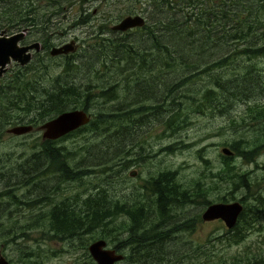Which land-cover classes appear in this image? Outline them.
Instances as JSON below:
<instances>
[{
    "label": "trees",
    "instance_id": "16d2710c",
    "mask_svg": "<svg viewBox=\"0 0 264 264\" xmlns=\"http://www.w3.org/2000/svg\"><path fill=\"white\" fill-rule=\"evenodd\" d=\"M83 2L84 0H0V32H38L40 38L37 42L42 44L44 50L43 55H36L28 65L16 66V70L0 78V136L9 126L41 125L62 112L83 110L91 117L89 124L62 139L82 133L83 137L86 133L108 134L103 143L108 138V142L114 141L117 144L118 132L120 133L123 127L131 138V130L140 127L147 112L152 110L156 114L157 122L165 118L164 132L174 136L189 126V113L208 111L211 117L228 116L232 110L242 105L245 107L242 117L236 121L232 120L231 127L241 126L249 118L253 122L257 121L258 136L246 142L250 147H261L264 143V139L261 140L264 136V104L261 103V98H264V0H145L146 8H155L157 15L169 19L164 21L163 17H154V20L148 16L150 25H146L145 21L143 28L135 29L140 35L139 40L117 38L118 31L109 28L110 24L122 17L134 15L139 2L142 6V0H125L127 5L118 14L107 16L105 23L98 27L99 31L87 33L97 38L95 42L76 50L57 64L55 62L60 58L50 57L48 53L56 45L54 39L65 35L56 33L57 20L69 7L77 4L81 13L78 19L84 17L82 23L88 24L92 15L84 10ZM189 57H196L197 60L188 61ZM238 58L242 60V64ZM259 61H262V66L258 65ZM228 69L231 73H227ZM164 73L165 79L162 80L159 75ZM170 73H173L172 83L168 79ZM150 79L153 81L152 85L157 83L159 86L158 97L154 95L156 89L149 93L151 96L144 94L146 88H149L147 81ZM119 90L133 91V98L120 99ZM160 92L162 94H159ZM182 100L187 102V107L182 106ZM149 101L151 105L147 106ZM62 143H58V140H43L41 148L37 146L39 149L24 161L21 166L23 172H18L22 178L20 186L27 188L25 195L16 197V187L9 188L7 193L2 191L16 209L26 206L30 216L34 209L40 208V205H37L40 198L52 201L51 197L56 188L48 196L39 197L34 193L43 187V182H51V176L56 180V187L64 182L79 180L87 174L91 165L84 166L77 162L70 166L67 155L71 156L72 153L66 152ZM95 144L97 142L85 149L87 154L94 158L95 164H98L102 155L98 151L91 152L96 150ZM224 146H228L232 153L237 150L235 144ZM251 152L244 151L242 154L246 156ZM220 159L221 167L208 174L210 184L203 182L206 177L205 170L201 173L202 180L190 179L186 184L176 182L177 173L174 171L161 175L158 180L164 175L165 178L172 179V195L175 197L178 193H183L196 198L198 195L208 196L218 189V183H223L228 186V195L218 197L217 203H228V196H232L238 189L242 190L245 194V198L239 201L243 207L242 213L236 225L227 231L231 234L227 239L229 245L238 244L243 239L241 229L249 225L251 217L255 216L246 197L255 198L253 202L257 208L262 206L261 198L256 195L264 193V177L249 181L242 173L236 171L233 165L234 155L225 156L221 153ZM202 161L209 166L208 161ZM43 162L46 163L47 174L45 170L42 173ZM50 166H54V169ZM8 173L7 179L10 180L13 175L10 171L6 175ZM71 177L74 179L68 181ZM12 189L15 191H11ZM66 199L71 201L73 197ZM107 201L110 199L101 193L97 197L74 201L75 205H65V202H61L58 206L59 204L52 203L55 208L49 207L48 212H39V215H43L40 216L41 224L45 222L43 227L51 228L48 229L50 240L63 241L64 245L65 239L79 235L83 242L73 245L72 248L67 245L66 247L71 248L69 253L81 250L85 254L86 259L82 264H95L88 256L89 242L97 239L106 241L113 231L119 240L115 238L116 243L112 248L118 254L123 253L124 259L130 261V264H139L140 256L144 260L151 259L153 255H156V261L167 259L164 264H183L177 261V258L164 257L161 249L176 243L174 234L182 231L181 228L188 230L191 227L189 223L193 224V220L175 224L176 231H173V236L171 231L160 232L145 228L140 233L141 229L137 227L139 216L134 213L145 217L144 211L133 209L131 206L128 212H123L117 199H111V205L106 203ZM89 204L93 206L90 207ZM209 205L206 200L205 206ZM163 208L159 203L158 216L166 220L167 215ZM121 214L130 217L133 223V226L123 230L128 232L127 237L121 233L123 226L105 231L111 221L117 220ZM258 215L260 212L256 213V216ZM1 217V240L14 245L21 237L24 238L21 228L28 222L25 216L22 217L25 223H21L19 216H16L9 226L1 222ZM195 219L196 222L202 221L200 215H196ZM88 226L92 229L88 230ZM36 229L40 227L36 226L31 230ZM117 229H120V232H117ZM45 236L43 234L42 240L48 239ZM14 246L17 257L15 260L3 256L10 264H45L49 260L39 259L33 249L24 252L20 245ZM185 247L181 244L177 252L184 251ZM183 254L184 252L181 256ZM261 257V253H256L252 257L254 259H244L242 262L235 259H228V262L226 259H212V262L264 264ZM142 260L140 261L146 264Z\"/></svg>",
    "mask_w": 264,
    "mask_h": 264
},
{
    "label": "rangeland",
    "instance_id": "374dc122",
    "mask_svg": "<svg viewBox=\"0 0 264 264\" xmlns=\"http://www.w3.org/2000/svg\"><path fill=\"white\" fill-rule=\"evenodd\" d=\"M119 1L121 2L118 3L116 0H84L82 7L86 12H90L92 15V20H90L88 24L82 23L85 19L84 17L78 19V17L81 16V13L77 4L73 7H69L67 12L64 13V15L59 18V20H57L58 24L55 27L58 28V30L56 33H65V35H63L60 39H54V43H56L55 46L74 40L77 44L76 50H81L85 45L95 42L97 38L95 36L91 37L87 33L91 31H99L100 28L98 27L105 23L104 19L107 16L118 14L120 10H122L127 5L125 0ZM78 4L80 3L78 2ZM136 10L137 12L135 14H140L145 18L146 25H150L148 16H150L152 19H154V17H163L164 21L169 19L166 16L157 15V10L155 8H146L145 0H142V6L140 2L136 5ZM141 13H144V15ZM114 23L110 24L109 28L114 25ZM27 35V41H39L40 36L38 32H33L32 34ZM116 35L117 38H126L130 40L140 39V35L136 32V30L129 31L124 34L119 33ZM63 60L64 58L57 59L55 63L58 64L63 62ZM187 60L196 61L197 58L189 57ZM238 60L242 64V60H240V58H238ZM52 63H54V61ZM245 65H247V63H245ZM258 65L262 66V61H259ZM16 69V66H13V64L10 65L6 75H9L13 70ZM227 73H231V71L228 69ZM159 76L162 80L165 79V73ZM168 79L169 82L172 83L174 80L173 73L169 74ZM199 84L202 85L203 83L199 82ZM155 85L157 86V83H155ZM158 88L159 86H157V88H146L144 94L148 95L151 91H153V89H156L154 90L156 93L154 95L158 97ZM120 91L121 90H119V95L121 99L123 98V94H121L122 92ZM93 93H95V91H93ZM159 94H162V92ZM149 95L151 96V94ZM261 99L263 100L261 103L264 104V98ZM182 103V106L185 105V107H187L186 101L182 100ZM146 104L149 106L151 105V102L149 101ZM244 110L245 107L240 105L236 107V109L232 110L228 116L221 117H211L208 111H204L203 113H189V126L174 136H169L167 133L163 134V122L165 118H163L161 122H157V119L155 118V112L153 110L149 111L147 112L148 118L144 119V121H147L149 124L145 128L142 127V129L139 131L140 133L138 132L136 139L139 147L137 146L134 152L138 153V149H141L140 146H142L143 149L147 151L148 145L151 143L152 152H158L161 154H159L160 156H156V160L153 161L151 165L154 164L155 166H158V161H161L162 164L166 165V167L169 169L168 171H174L177 173L176 182L178 184H186L190 179L199 178L202 180L201 173L204 170L206 177L203 179V182L210 184L211 180L208 175L209 172H214L221 167V149L223 147L230 149L228 146H224L225 144H235L237 150L233 152L235 157L233 160V165L236 171L242 173L249 181H254L255 179L260 180L262 176L264 177V143L259 148H253L248 145V142H246L254 140L255 137L258 136L259 127L257 126V121L253 122L251 121V118H249L241 126L234 128L231 127V121L240 119ZM10 127L13 126H9L7 129ZM38 127L39 125H34L33 130L30 133L22 136H12L6 132L0 136V190L5 188L9 190V188L16 187V191L14 189L11 191H15V195L18 198H21L23 195H25V191L27 189L20 186L22 178L20 172L18 171H22L21 166L24 164V161L30 157L31 153L37 151L39 147L41 148L43 141L42 132L38 130ZM84 135L85 136L83 137L82 133L75 137L73 136L58 140V143L63 142L62 145L65 146L66 152L72 153L70 154L71 156L67 155L70 166H73L77 162H81V165L84 166L91 165L87 171V174L81 178L83 184L81 183L79 185L75 182L73 187L69 188V191L61 192L64 188L60 190L57 189L53 195L54 197H51L52 201L46 200V209L45 205L43 204V198H40V202L37 203V205H40V208L34 209L32 215L29 216L28 214H30V211L28 210V207L21 206L19 209H16L15 205H12L10 198L0 191V216H2L1 222H3L6 226H9L10 221L15 219L16 216H19L21 223H25V220L22 218L23 216H25L28 221L23 229L21 228V231L24 232V238L21 237V239L17 241L18 243L14 245H20L22 251L24 252H30L32 249L35 250V253L38 254L39 259H49L45 264H82L86 259V256L84 257V254L80 251L69 253V249H71L73 245H78L83 242L79 235L70 237L71 239H65L66 245L71 246V248L66 247L63 241L50 240V231L48 229L51 228L43 227L45 222L41 224L40 216L43 215H39V212H48V208H52V203L55 205L65 202L66 198L64 195H69L68 198L73 197L74 192L79 191L81 186L89 187L90 191H92L90 193L92 196L90 197H97L106 191L107 194L110 195L108 199H117L121 201L120 199L127 198L126 200L124 199L125 201H121V203H128V201L132 200V195L129 192L135 193L140 191L144 179L147 178V172L154 170L153 168H150V164L145 162L142 163L141 166L133 165L132 167L126 169L124 173H120V168L117 166L119 161V150L121 149V141L119 142V132L117 144H115L114 141L108 142V140H110L108 138L105 141L106 143H103L108 134L96 135L92 133H86ZM165 135H168V137ZM263 139L264 136H262L261 140ZM96 142L97 144L95 145H97V148L96 150H91V152L98 151L102 155V160L98 164H95L96 161L93 157L87 154V149H85L89 145ZM165 146H168V149L170 150L169 155H165L160 152V150ZM247 147H250V149H247ZM244 151L252 152L244 156L242 154ZM146 153L147 152H144V154ZM202 160L208 161L209 166H207ZM103 163L105 164L103 165ZM50 167L54 169V166ZM42 168V173L45 170V174H47L45 162H43ZM16 170L17 172H15ZM9 171L13 175L10 180L7 179L9 173L6 175ZM130 172H135V175L129 176ZM50 178L51 182L45 181V194L43 187L37 189V191L34 192L38 194L39 197L45 195L48 196L51 192L47 188H50L49 186L51 185H55L56 180L54 179V176H51ZM217 187L218 189L213 190L211 194L208 196L206 195L205 197L201 195H198L197 198L194 196L189 197L188 194L178 193L176 197H173H182L180 199L181 202L179 201V204H181L179 207L171 208L170 213L167 215V218H174L172 224H168V226L164 228L156 229L154 228L155 225L162 224L159 220L160 217L156 214L149 218V215L145 213V217L148 219L144 221L142 220L143 222L141 221L144 227L141 229L140 233L143 232L144 228L147 226L148 228L145 229L153 228L154 230L160 232L171 231V236H173V231H176V229L174 230L175 224L193 220V224L189 223L191 227L188 230L181 228L182 231L174 234L176 243L173 242L168 247L166 246L164 250L161 249V254L164 257L167 258L173 255V257H177V259H180L179 257L184 259H188V257H190L189 259H192V261L188 260V264H191V262L193 264H213L212 259H226L227 262L229 261L228 259H235L242 262L244 259H254L252 257H254L256 253H261V258L264 260V193H259L256 195L257 198L260 197L262 200V206L258 208L253 202V199L255 198L246 197L247 202L252 206L255 216L253 215L251 217L250 224L246 226L247 228L244 227L246 228L245 230L244 228L241 229L240 233L243 239L238 244L231 243L232 245H229L227 239L231 237V234L227 233L228 230H226V227L221 221L196 222V215H200L202 219V215L206 207V200L208 201V204L217 203L218 197L221 198L228 195L227 185L218 183ZM184 198L186 199L184 200ZM243 198H245L244 192L238 189L232 193V196H228V203L239 202L240 199ZM192 199L194 200L193 203ZM174 202H176V200H174ZM71 203L75 205L74 201ZM257 212H260V215L256 216ZM183 213L187 217L184 219L180 218L178 221H175V218L180 217ZM92 214L91 218H93ZM132 224L133 223L130 217L121 214L117 220L113 219L111 221V224H109L105 231L107 232L111 229H116L123 226L121 233L123 236L127 237L128 232L123 230L126 227L129 228V226H133ZM36 226H39L40 229L31 230ZM117 232H120V229H117ZM43 234H45L49 240H42ZM115 238H118L119 240V237L115 236L113 231L108 237V240H104L108 248L113 249L112 246L116 243L114 242L116 241ZM92 242L94 241H90L88 245H90ZM108 242L111 245L108 244ZM181 244H189L188 247H185V252L182 256L180 252H177ZM14 245H12V243H6L0 239V256H6L8 259L15 260L17 257L15 255L16 250ZM88 256H90V254H88ZM185 256H187V258H185ZM155 257L156 255L151 256L150 262L146 264H151L153 259L156 261ZM138 259H143V257L140 256ZM227 262L225 263L227 264Z\"/></svg>",
    "mask_w": 264,
    "mask_h": 264
},
{
    "label": "water",
    "instance_id": "95a60500",
    "mask_svg": "<svg viewBox=\"0 0 264 264\" xmlns=\"http://www.w3.org/2000/svg\"><path fill=\"white\" fill-rule=\"evenodd\" d=\"M145 18L140 14L128 15L120 19L112 30L126 32L131 29L141 28L145 25ZM25 32H15L7 34L0 32V78H2L11 64L24 67L31 62V51H38L40 44L35 42L30 45H20L24 40ZM77 47L73 40L64 45L53 47L49 51L51 57L61 55H70L76 51ZM90 121L89 115L83 110L65 111L56 117L45 121L39 125L38 129L42 131V139L56 141L65 135L86 126ZM33 130L32 125H17L6 130L7 134L13 136H22ZM225 156H232L233 153L226 147L221 149ZM242 205L239 202L232 203H213L203 212L204 222L220 220L227 230H231L237 223L242 213ZM88 253L96 264H115L123 259V256L117 254L115 250L107 247L104 240H96L88 246ZM0 264H9L8 261L0 256Z\"/></svg>",
    "mask_w": 264,
    "mask_h": 264
},
{
    "label": "flooded vegetation",
    "instance_id": "af4514ba",
    "mask_svg": "<svg viewBox=\"0 0 264 264\" xmlns=\"http://www.w3.org/2000/svg\"><path fill=\"white\" fill-rule=\"evenodd\" d=\"M117 22H115L114 25ZM112 27H113V25L110 27L111 30H112ZM141 28H136V29H141ZM133 30H135V29H131V30H128V31L123 32V33H121V32H118V33L124 34V33H127L129 31H133ZM26 35H27V33L25 34L24 40L20 43V45H25L26 46V45H30V44H33V43L37 42V41H34V42L33 41H30V42L27 41L26 38H27L28 35L27 36ZM74 42L76 44V41H74ZM37 43L40 44V47H39L38 51H35V50L31 51V61L35 58L36 55L44 54V50H43L42 44L40 42H37ZM66 43L60 44L58 46L64 45ZM54 47H57V46H54ZM76 47H77V44H76ZM66 56H69V55H61V56H57V57H53V58H64ZM13 66H17V65L13 64ZM152 82H153L152 80L147 81V85L149 87H156L157 88L156 85H152ZM132 92L133 91H130V90H128V91L123 90L122 91L123 98L125 100L133 98ZM146 118H148V116H146ZM148 124L149 123L147 121L143 120V124L140 127L136 128L134 130H131V135H130L131 138H129V134L128 135L126 134V130L127 129H125V127H123L120 130L121 149L119 150V161H118V165L117 166L120 168V173H122V172L124 173L126 171V169H128L129 167H132L133 165L134 166L135 165H140L141 166V164L145 163V162L150 164V168L154 169L153 171H148L147 172V178L144 179L143 185L140 188V191L135 192V193L129 192L132 195V200L131 201H128V203H123L122 204L121 201H125L127 198H122V199H120L121 201L118 200L119 201L118 205L121 207L123 212H128L129 211L128 208L133 206V209L144 211L146 214L149 215V218H150V217H152V216H154L156 214L158 215V212L160 211L158 209L159 203L164 206V208L162 210L166 211V215H168V213H170V211H171V208H174V207L176 208V207L180 206L181 203L179 204V201H180V199L182 197L181 198H174L173 197V195H172V193H173V191H172L173 185H172V180L171 179L165 178V175H164L160 180H158V178L161 175L167 174L168 172L172 173V171H168L169 169L166 167V165H163L161 161H158V166H155L154 164L151 165V163L156 160L155 159L156 156H158L160 154L158 152H152L151 143H149L147 151L144 150L142 146H140L141 149H138V153L134 152V150L137 148V146L139 147L137 139H136V137L138 136V132L142 129V127L145 128ZM6 130H5V132H6ZM163 134H166V133L163 132ZM67 135H65V136H67ZM165 136L168 137V135H165ZM62 138H60V139H62ZM60 139H57V140H60ZM144 152H147V153L144 154ZM160 152H162L165 155H169L170 154V150L168 149V146H165L164 148H162L160 150ZM134 175H135V172H130V174H129V176H134ZM72 179H74V178L73 177L68 178V181H71ZM75 182L77 184H79V185L81 183L83 184L81 179H79V180L77 179V180H73L72 182H64V183H62V184H60L59 186H56V187H55V185H51V186H49L50 188H47V189L52 191L55 188L58 189V190L64 188L61 192L69 191L70 190L69 188L73 187V184ZM45 184L46 183L43 182L44 194L46 193ZM7 187H8V185H7ZM7 190L8 189L5 188V189H1L0 191H5L7 193L8 192ZM91 192L92 191H90L88 186H86V187L81 186L79 191L74 192L73 199L71 201H69L68 199H65V205L71 203L72 201H76L77 202L80 199L86 200L90 196H92V195H90ZM103 195H104V197H108V198L110 196V195L107 194L106 191L103 193ZM68 196L69 195H64L65 198H68ZM174 200H176V202H174ZM110 201H107L106 203L111 205L112 201L111 202ZM43 204L45 205V209H46V200L45 199H43ZM60 205H61V203L58 206H60ZM89 205H90V207L93 206L91 204H89ZM52 208H55V207L53 206ZM205 209H204V211H205ZM134 214L139 216V219H138L139 221L137 223L138 229H142L144 226H143V223H141V221L142 220L144 221V220H146L148 218L147 217H143V216L140 217V215L138 213H134ZM186 217L187 216H185V214L183 213L180 217H176L175 221H178L180 218L184 219ZM159 220L161 221L162 224H157V225H155L154 228H157V229L164 228V227L168 226V224L169 225L172 224V221L174 220V218H170V217L167 218L166 217V220H164V219H159ZM215 221H218V220H215ZM145 228H148V227L146 226ZM87 229L91 230L92 228L89 227ZM151 229H153V228H150L149 230H151ZM58 244H60V243H58ZM188 245L189 244H185L186 247H188ZM88 246H87V252H88ZM124 251H125V249H124ZM80 252H82V251L80 250ZM183 252H185V250L184 251H180V253H183ZM83 256L85 257V254ZM122 256H123V259L120 262H117L115 264H130V261H128L127 259H124L125 255L123 253H122ZM173 256H169V257H173ZM173 258H177V257H173ZM179 258H181V257H179ZM185 258H187V256H185ZM189 258L190 257H188V259H178L177 261H180V263H183V264H188L187 261L189 260ZM140 260H142V259H139V264H143ZM142 261H144L145 263H149L150 259H144ZM154 262H159L161 264H164V262H167V259H162V261L161 260L153 261V263ZM135 264H137V263H135Z\"/></svg>",
    "mask_w": 264,
    "mask_h": 264
},
{
    "label": "bare ground",
    "instance_id": "6f19581e",
    "mask_svg": "<svg viewBox=\"0 0 264 264\" xmlns=\"http://www.w3.org/2000/svg\"><path fill=\"white\" fill-rule=\"evenodd\" d=\"M21 32V31H20ZM23 32H25V34L27 33V31H23ZM88 114V113H87ZM89 115V114H88ZM89 117H90V115H89ZM90 120H91V117H90ZM90 122V121H89ZM89 124V123H88ZM87 124V125H88ZM84 127V126H83ZM82 128V127H81ZM80 129V128H79ZM39 130V129H38ZM78 130V129H77ZM40 131V130H39ZM76 131V130H75ZM42 132V131H41ZM74 132V131H73ZM72 133V132H71ZM70 134V133H69ZM90 254V253H89ZM3 257V256H2ZM3 258H5V257H3ZM6 259V258H5ZM7 261H8V259H6ZM8 263H9V261H8ZM95 263V262H94ZM10 264V263H9ZM96 264V263H95Z\"/></svg>",
    "mask_w": 264,
    "mask_h": 264
}]
</instances>
